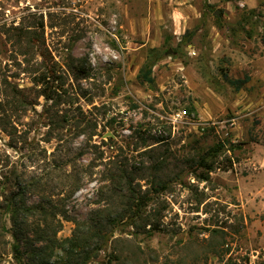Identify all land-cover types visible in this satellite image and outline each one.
Wrapping results in <instances>:
<instances>
[{
	"label": "rangeland",
	"instance_id": "obj_1",
	"mask_svg": "<svg viewBox=\"0 0 264 264\" xmlns=\"http://www.w3.org/2000/svg\"><path fill=\"white\" fill-rule=\"evenodd\" d=\"M263 36L264 0H0V89L18 90L0 106V200L22 190L55 213L29 216L21 260L0 220V264L53 244L34 240L43 226L62 239L116 209L113 164L149 191L147 210L166 209L151 233L110 225L88 264H264ZM154 47L149 85L138 75ZM160 161L166 188L152 185Z\"/></svg>",
	"mask_w": 264,
	"mask_h": 264
},
{
	"label": "trees",
	"instance_id": "obj_2",
	"mask_svg": "<svg viewBox=\"0 0 264 264\" xmlns=\"http://www.w3.org/2000/svg\"><path fill=\"white\" fill-rule=\"evenodd\" d=\"M264 42V36H263ZM160 59L158 55V49L156 47L152 48L147 55V58L142 65L139 72V79L142 83H147L149 85L155 84V76L153 74L154 66L157 61ZM47 74L45 72L41 73L37 77L38 82H42L45 79ZM249 77L245 79H236L231 80L237 88H241L243 83L247 82ZM5 85L0 89V106L3 102L17 96L18 90L15 87H12L11 93L6 91V88L11 86V83L8 80H5ZM7 84V85H6ZM11 95V96H10ZM4 100V101H3ZM194 108V107H192ZM4 130L7 131L9 135H14L16 131H11L8 127L3 125ZM143 139V144L147 143L148 137L141 136ZM154 143H161L164 141L163 137L157 135L153 137ZM165 162H155L153 164V187L166 188L167 181L162 179L159 171L165 167ZM213 166H209L208 170H212ZM107 177L115 183V188L120 189L126 193H123L121 198H119V205L116 209H110L108 207H103L97 210V214L92 216L88 221L77 222L76 227L72 235L65 238L59 239L57 236V229L45 228L43 226L40 229L39 223H37L38 235L35 237V241H54L51 245L39 246L37 251L30 255L28 264H50L51 256L55 249L62 252L64 256L63 264H88L92 259L97 257V254L100 250L104 248L105 242L109 239L110 225H115L121 219L127 218L131 220V224L136 229L143 228L145 232H152L159 228V223L163 218V210L166 209L165 205L161 207H153V209L147 210L149 202L152 200L150 197L149 191L137 190L133 186L131 179V174L133 171L129 170V167L126 165L113 164L105 172ZM201 178H206L201 175ZM4 195L0 192V196ZM7 202L2 204L0 200L1 213V229L5 232L11 234L13 240L17 243L12 244V249L16 258L21 260L24 257L23 251L20 249V241H28L29 236L28 232V223L30 215H34L36 212H39L40 221L48 222V217L50 214L49 211L42 206H31L26 203L24 198V193L22 190L15 192L10 191L7 195ZM9 214L11 221V226L7 227L3 221V215ZM149 226V228H147ZM36 229V226L34 227ZM34 230V229H33ZM35 231V232H36ZM4 234V233H2ZM1 234V235H2ZM117 260L114 264H120V257H115ZM111 262V261H110ZM112 264V263H110Z\"/></svg>",
	"mask_w": 264,
	"mask_h": 264
},
{
	"label": "built area",
	"instance_id": "obj_3",
	"mask_svg": "<svg viewBox=\"0 0 264 264\" xmlns=\"http://www.w3.org/2000/svg\"><path fill=\"white\" fill-rule=\"evenodd\" d=\"M188 113L186 110H183L182 112H177L176 115H173L174 121H176L178 118H182L183 116H186Z\"/></svg>",
	"mask_w": 264,
	"mask_h": 264
},
{
	"label": "water",
	"instance_id": "obj_4",
	"mask_svg": "<svg viewBox=\"0 0 264 264\" xmlns=\"http://www.w3.org/2000/svg\"><path fill=\"white\" fill-rule=\"evenodd\" d=\"M170 52V51H169Z\"/></svg>",
	"mask_w": 264,
	"mask_h": 264
}]
</instances>
